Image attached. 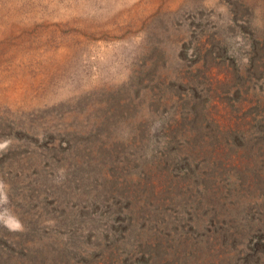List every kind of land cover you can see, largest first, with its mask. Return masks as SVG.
Instances as JSON below:
<instances>
[{
  "label": "rangeland",
  "instance_id": "rangeland-1",
  "mask_svg": "<svg viewBox=\"0 0 264 264\" xmlns=\"http://www.w3.org/2000/svg\"><path fill=\"white\" fill-rule=\"evenodd\" d=\"M0 264H264V0H0Z\"/></svg>",
  "mask_w": 264,
  "mask_h": 264
},
{
  "label": "clouds",
  "instance_id": "clouds-1",
  "mask_svg": "<svg viewBox=\"0 0 264 264\" xmlns=\"http://www.w3.org/2000/svg\"><path fill=\"white\" fill-rule=\"evenodd\" d=\"M7 194L4 191V185L0 183V205L7 203ZM0 223L12 229H19L22 227L18 218L8 212L7 209L0 211Z\"/></svg>",
  "mask_w": 264,
  "mask_h": 264
}]
</instances>
